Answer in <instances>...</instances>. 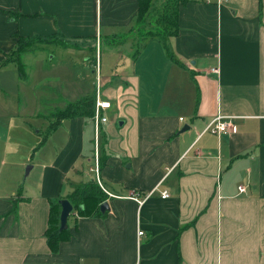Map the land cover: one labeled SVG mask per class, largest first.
<instances>
[{
  "label": "crops",
  "instance_id": "1",
  "mask_svg": "<svg viewBox=\"0 0 264 264\" xmlns=\"http://www.w3.org/2000/svg\"><path fill=\"white\" fill-rule=\"evenodd\" d=\"M138 6L0 0V68H18L4 63L9 53L39 38L25 53L64 79L62 93H84L70 100L96 96L85 79L97 70L111 100L103 185L92 170L91 116L40 128L30 155H41L24 181L0 165V264H264V0H187L167 38L132 36ZM18 74L21 91L32 74ZM219 113L237 130L207 129ZM7 152L0 148L1 164ZM92 178L110 207L74 208L70 237L53 250L52 201Z\"/></svg>",
  "mask_w": 264,
  "mask_h": 264
},
{
  "label": "rangeland",
  "instance_id": "2",
  "mask_svg": "<svg viewBox=\"0 0 264 264\" xmlns=\"http://www.w3.org/2000/svg\"><path fill=\"white\" fill-rule=\"evenodd\" d=\"M35 40L37 39L33 38L24 42L27 50L31 48L32 41L35 42ZM37 41L40 42L39 38ZM49 48L52 49V46ZM42 53L51 55L52 51H39V54ZM32 60L33 58L30 60L28 52L24 53L23 61L26 71L29 75L32 74V78L30 84V79H28L27 86L21 91H19L18 68L14 64L0 68V83L3 84V88H0V148L6 147L8 151L5 157L6 162L4 164L0 162V165L1 168L11 170L16 175L22 176L23 181L27 177V166L33 164L31 161L37 160V157L41 155V151H36V156L30 155L33 146L40 141V136L44 133L40 130L45 129L47 123L58 119L54 114L65 109L68 103L72 101L70 99L78 98L84 94L68 95L65 92L62 93V89L64 91V79L54 78L57 73H53L52 69L39 68L41 64L32 62ZM54 64L58 65L59 63L54 62ZM85 83V88L96 89L97 77L88 72ZM107 87H109L108 84H103L102 87L101 83L102 90ZM37 113L51 116V119L39 116ZM116 122L119 124V119Z\"/></svg>",
  "mask_w": 264,
  "mask_h": 264
},
{
  "label": "trees",
  "instance_id": "3",
  "mask_svg": "<svg viewBox=\"0 0 264 264\" xmlns=\"http://www.w3.org/2000/svg\"><path fill=\"white\" fill-rule=\"evenodd\" d=\"M187 0H139L138 11L136 15L135 28L132 36L137 39L142 36H157L167 38L175 35L179 30L178 18L181 4ZM26 38H22L20 44L15 50L9 53L4 63L15 62L19 68L21 76L28 77L26 66L23 61V55L27 48L24 45ZM96 96L95 94H87L83 97L70 101L65 109L55 113L58 117L48 130L55 128L59 120L66 116H92L95 109ZM60 116V117H59ZM45 138L37 145L40 146ZM105 159L100 156V166L103 165ZM107 193L100 187L95 179H90L84 185L78 186L67 198L71 200L74 208H78L81 214H102L99 208L91 210L90 204L100 205L107 199ZM60 199L53 200L51 204L50 225L47 229V238L49 245L53 250L59 248L61 240L70 237L68 227L60 229Z\"/></svg>",
  "mask_w": 264,
  "mask_h": 264
},
{
  "label": "built area",
  "instance_id": "4",
  "mask_svg": "<svg viewBox=\"0 0 264 264\" xmlns=\"http://www.w3.org/2000/svg\"><path fill=\"white\" fill-rule=\"evenodd\" d=\"M214 70H218V68H214ZM111 107V100L103 98L101 93L100 87V77H99V70H97V90H96V103L94 113L91 116V121L94 126V137H95V162L92 166V170L95 172L96 180L102 184L101 175H100V156H99V146H100V139L102 135V128L103 125L110 121L109 114L105 111L106 109ZM225 115L219 113L217 116L213 118L210 124L207 126V129H210L214 132H226L229 130L236 131L237 127L228 119H225ZM183 118V117H181ZM245 187L240 185V190H244ZM162 196L167 197L169 196L168 190L162 191ZM137 198L139 201L142 199ZM143 233V230L140 231Z\"/></svg>",
  "mask_w": 264,
  "mask_h": 264
},
{
  "label": "water",
  "instance_id": "5",
  "mask_svg": "<svg viewBox=\"0 0 264 264\" xmlns=\"http://www.w3.org/2000/svg\"><path fill=\"white\" fill-rule=\"evenodd\" d=\"M187 128H189V125H186L185 127H183L182 131L186 130ZM32 167H33V164H29L27 166L26 176ZM60 203H61L60 229L62 230V229H65L68 227V218H69L70 213L74 209V205L71 202V200L69 198H66V197L60 199ZM109 207H110V205H109V202L107 200L102 202L100 205V209L102 212H105Z\"/></svg>",
  "mask_w": 264,
  "mask_h": 264
}]
</instances>
